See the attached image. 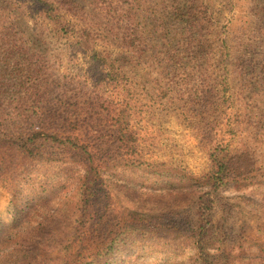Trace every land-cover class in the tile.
<instances>
[{"label": "rangeland", "instance_id": "374dc122", "mask_svg": "<svg viewBox=\"0 0 264 264\" xmlns=\"http://www.w3.org/2000/svg\"><path fill=\"white\" fill-rule=\"evenodd\" d=\"M40 1L0 0V107L46 105L36 92L52 77L70 113L0 129V264H87L98 251L94 264H264V0H200L205 50L170 67L145 44L174 36L182 0H66L71 31ZM81 35L109 54L81 49ZM111 109L133 150L98 140ZM38 133L59 143L33 146ZM215 159L230 167L222 186Z\"/></svg>", "mask_w": 264, "mask_h": 264}, {"label": "trees", "instance_id": "16d2710c", "mask_svg": "<svg viewBox=\"0 0 264 264\" xmlns=\"http://www.w3.org/2000/svg\"><path fill=\"white\" fill-rule=\"evenodd\" d=\"M199 1L200 0H182L180 2L179 7L174 13L177 20L180 22L179 29L173 34L174 36L172 38L167 39L166 37H164L162 43H160L159 40L155 39L153 33H151L152 35L149 33V36L152 39L146 40L145 45L147 47V52L150 53V55H156V50H158L157 55H168L164 58V60H166L167 66L170 67L172 66V64H178L181 62L178 56L175 55H198L199 52L205 50V47H203L204 43L206 42V39H204V37L206 36L205 30L207 29V24L210 21L208 20V17H206L208 15L201 11V1ZM40 2L43 3L41 12L44 13L47 18L52 20L55 19L56 24H59L60 26L64 25V27L67 26L71 31V21L67 19V17H65L66 14L63 12V9L61 7V5L67 4L66 0H41ZM68 7H70V5H68ZM99 9L101 11L104 10V8H101V6H99ZM155 13L157 14V12H154V15L157 16ZM167 18L168 17L165 16L164 20H166ZM1 19L6 22L9 21V18L5 16L1 17ZM19 19L20 21L24 20L23 15H19ZM84 37L85 35H81L79 40L77 41V45L81 46V49H85L86 52L90 54L94 52L92 55H106V51L94 49V47H92V43L85 41ZM214 44L216 45L213 46H216V49H219V51H217L221 58H225L227 55H230L228 53L229 48L227 47L228 44L226 39H218ZM254 45L255 43L254 41H252L247 44V47L245 49H249ZM13 50L14 46H12V44L7 45L6 51L9 54H12ZM18 50H20V55H24V46L21 45ZM246 54V52H243V55ZM97 60L99 62V65L103 66L102 59L97 58ZM113 68L114 67L112 66L109 68L108 74L110 76H113L117 71V68L112 70ZM8 71L9 67H7L6 73L3 76L4 79H7L11 75V72ZM28 72H31L32 74L41 73L42 71L39 70V65H36V67L30 68ZM47 72H49V70H47ZM43 73L48 74L45 72ZM45 85L47 87L44 89V91H41L40 89L37 90L36 97L39 102L47 101L46 105H38L37 107H35V105L21 106L20 108H18L17 115L8 113L3 110L2 107H0V129L7 130L11 127L16 128V121L25 123L27 120H30L35 114L52 115L57 120L59 118H63L65 113L69 114L70 111H68L67 108L60 107L57 103H55L56 95H58L57 80L53 79L52 77H47V79L45 80ZM192 92L196 93L195 90H193ZM0 98L3 100H8V95H2L0 92ZM15 100L16 98L13 99V101ZM92 105L95 104L92 103ZM15 111L16 107L14 109V112ZM113 114L114 110L111 109L108 111L105 118L101 120L100 125L103 127L101 130H97V133H99L98 140L102 142L103 139H107L106 144L114 145L119 150H123L124 148L133 150L136 145L134 144L133 137L127 127L129 121L127 119L125 111H121L117 119H114ZM68 123V120L65 121V119H63L62 127L67 133L71 132V129L68 127ZM87 123L89 125L91 124V122ZM115 125H117V127L113 130V134H111V127L114 128ZM43 137L46 138L44 141L46 143H49V145H55L59 143L58 135L49 133H38L36 136H32L30 138V141L32 142L33 146H35L36 142ZM68 140H72V138L68 137ZM72 145L74 144L72 143ZM97 154L98 153L96 152L94 155H89V158L97 159L99 161L100 157ZM214 162L215 171L212 175V178L215 179L217 186H222L226 183L230 167L229 164L222 159H215ZM106 254H108V251L106 252ZM102 256L103 251H98L97 253L92 254L90 256V262L87 264H94L97 259L101 258Z\"/></svg>", "mask_w": 264, "mask_h": 264}]
</instances>
